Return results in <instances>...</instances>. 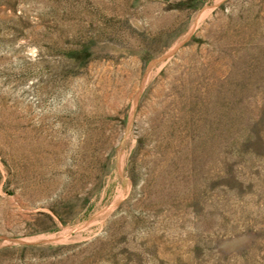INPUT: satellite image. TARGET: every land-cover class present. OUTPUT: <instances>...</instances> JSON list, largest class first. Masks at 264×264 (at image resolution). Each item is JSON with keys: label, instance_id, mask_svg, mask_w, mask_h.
Returning a JSON list of instances; mask_svg holds the SVG:
<instances>
[{"label": "rangeland", "instance_id": "1", "mask_svg": "<svg viewBox=\"0 0 264 264\" xmlns=\"http://www.w3.org/2000/svg\"><path fill=\"white\" fill-rule=\"evenodd\" d=\"M0 264H264V0H0Z\"/></svg>", "mask_w": 264, "mask_h": 264}]
</instances>
